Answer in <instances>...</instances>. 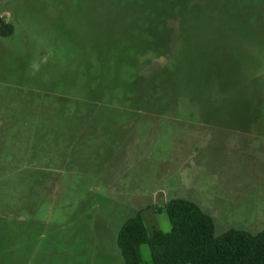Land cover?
Returning <instances> with one entry per match:
<instances>
[{"label":"rangeland","instance_id":"rangeland-1","mask_svg":"<svg viewBox=\"0 0 264 264\" xmlns=\"http://www.w3.org/2000/svg\"><path fill=\"white\" fill-rule=\"evenodd\" d=\"M0 264H124L172 199L264 230V0H0ZM143 264L150 249L140 247Z\"/></svg>","mask_w":264,"mask_h":264},{"label":"trees","instance_id":"trees-1","mask_svg":"<svg viewBox=\"0 0 264 264\" xmlns=\"http://www.w3.org/2000/svg\"><path fill=\"white\" fill-rule=\"evenodd\" d=\"M12 33L13 27L0 18V36ZM156 211L166 213L171 230L149 229L143 211H138L117 233L124 264H143L142 245L150 249L151 264H264V230L251 234L232 229L217 236L212 217L182 198L172 199Z\"/></svg>","mask_w":264,"mask_h":264}]
</instances>
